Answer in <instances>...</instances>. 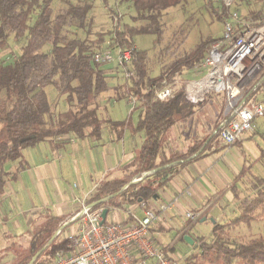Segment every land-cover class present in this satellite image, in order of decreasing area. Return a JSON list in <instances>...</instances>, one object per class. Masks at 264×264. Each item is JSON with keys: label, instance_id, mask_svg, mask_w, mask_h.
Segmentation results:
<instances>
[{"label": "trees", "instance_id": "16d2710c", "mask_svg": "<svg viewBox=\"0 0 264 264\" xmlns=\"http://www.w3.org/2000/svg\"><path fill=\"white\" fill-rule=\"evenodd\" d=\"M101 1L112 15L115 27L108 33H97L96 41L90 39L96 0H0V51L8 48L10 39L25 41L20 54L12 57L11 62L0 63V199L8 182L15 179L6 172V166L21 162L26 149L63 136L99 140L106 126L120 137L133 123V115L137 113L138 119L132 130L145 134L138 153L132 162L120 167V177L100 182L87 204L94 209L113 207L126 210L145 203L147 209H152V203L159 199V192L172 178L186 166L205 157L219 138L216 126L211 135L193 141L185 150H179L170 141V133L175 125L192 116L199 104H191L185 99L183 86L167 101H160L156 91L173 83L177 77L181 79L187 72L194 74L210 45L221 37H208L201 41L193 50L175 59L165 73L152 78L148 74V51L140 50L134 39L153 36V47L157 48L164 36L165 12L187 0H121L135 13L133 25L122 23L117 18L118 13L109 0ZM57 2L63 4L58 10L55 9ZM213 2L207 0L208 11L223 20L227 9L221 5L215 9ZM250 14L256 19L264 13ZM106 35L111 36V42L108 49L102 50ZM116 48L131 50L133 63L129 69L132 75L129 78L125 76L114 100L137 99L128 118L122 121L101 118L107 107L106 99H103L111 88L109 79L113 71L108 72L106 65L95 63L93 58L98 52ZM115 65L113 69L125 73L124 67ZM259 86L250 93L251 96L257 94ZM49 88L65 97L64 111H53V103L47 95ZM239 142L241 140L231 146ZM247 172L244 169L241 177L244 178ZM134 180L139 181L134 183ZM250 184L253 195L243 199L239 189L234 188L239 216L225 223L215 222L210 239L199 241L198 254L187 257L186 264H193L196 260L198 264L200 261L208 264H234L236 261L264 264V235L242 241L232 240L231 236L232 231L241 226L251 227L262 222L264 227V178L252 174ZM105 199L108 200L102 202ZM63 220L53 215L45 216L42 223L28 232L27 243L12 241L0 251V264H31L43 249L32 264H50L58 251L67 250L68 242L59 241L56 237L48 245ZM188 235L187 230L182 239L185 241ZM150 236L153 239L151 228ZM192 240L198 243V239ZM156 243L168 250L161 242Z\"/></svg>", "mask_w": 264, "mask_h": 264}, {"label": "crops", "instance_id": "0c3cea01", "mask_svg": "<svg viewBox=\"0 0 264 264\" xmlns=\"http://www.w3.org/2000/svg\"><path fill=\"white\" fill-rule=\"evenodd\" d=\"M261 96L259 98L264 99V93ZM195 111L192 116L175 125L170 133V141L179 150L187 149L193 141L214 132L225 115V100L220 115L211 107L213 116L199 133L194 120ZM104 115L110 116L107 107L104 108ZM258 120L254 131L246 134L234 146L226 145L218 138L205 157L182 169L159 192V199L152 203V209L158 217L151 225L153 239L163 243L154 234L170 233L174 229L180 241L187 230L191 239H198L200 236L192 232L197 224L211 222L213 228L215 222L225 223L233 220L231 216H239L234 188L239 189V181L244 180L241 177L244 169H247L248 174L263 160V144L247 152L241 151L256 136L260 135L264 140ZM134 124L136 122L133 120L120 137L106 126L99 140H81L73 135L48 140L26 149L21 162L8 164L5 170L15 179L8 182L0 199V251L12 241L23 240L27 243L28 232L42 223L47 215L61 217L63 222L70 225L75 224L69 219L81 210L82 201H88L104 179L120 177V167L134 160L145 137L144 133L133 132ZM215 196L217 198L214 199ZM217 200L218 204L215 203ZM164 204H171L167 212L159 210ZM135 213L143 216L140 208ZM188 214L194 218L190 219ZM125 218L124 212L109 211L106 221H124ZM167 223L171 228L165 226Z\"/></svg>", "mask_w": 264, "mask_h": 264}, {"label": "built area", "instance_id": "2783aa9c", "mask_svg": "<svg viewBox=\"0 0 264 264\" xmlns=\"http://www.w3.org/2000/svg\"><path fill=\"white\" fill-rule=\"evenodd\" d=\"M219 2L227 9L222 36L210 45L205 58L195 67L198 77L183 82V88L185 99L195 105L203 103L212 91L225 95L226 112L217 132L221 141L233 145L254 131L255 122L264 118V99L258 94L250 95L260 85L253 84L264 68V15L256 20L244 19L234 10L236 0ZM261 2L264 5V0ZM93 58L97 64L124 67L127 78L132 75L129 69L133 53L129 49L102 51ZM180 82L177 77L157 90L156 97L160 101L173 98ZM130 99L135 105L137 99ZM145 206L141 203L127 210L109 208L108 212H124L126 218L103 222L105 208L94 209L87 200L82 201L81 210L69 219L75 223L73 228H66L65 222L57 228L55 237L67 241L68 246L67 250L58 251L50 264H179L169 250H164L150 236L151 225L158 217L154 209ZM170 207L171 204H164L159 210L167 212ZM139 208L142 217L135 213ZM188 217L194 218L192 214Z\"/></svg>", "mask_w": 264, "mask_h": 264}, {"label": "rangeland", "instance_id": "374dc122", "mask_svg": "<svg viewBox=\"0 0 264 264\" xmlns=\"http://www.w3.org/2000/svg\"><path fill=\"white\" fill-rule=\"evenodd\" d=\"M78 1L80 0H73V2ZM213 1L214 8L216 9L220 5V2L219 0ZM109 3L111 7L118 13L119 20L122 23H127L131 25L134 24V22H132V17L135 13L131 6L127 4H122L121 0H109ZM206 4L207 0H187L186 3L168 9L163 17V40L162 43L155 49L153 47V36H137L134 39L136 46L140 50L148 51L149 76L153 78L162 75L166 72L167 68L172 64V62H174L175 59L190 52L201 41L207 39L208 37H221L223 32V20H220L217 17L213 16L210 11H208ZM61 7H63L62 3L57 2L55 4L56 10ZM234 10H236L244 19L256 20L264 15L263 14L261 17L259 16L256 19L251 17V12L262 11L264 13V5L259 0H238V2L236 1L235 3ZM93 20L94 23L92 25V33L90 35V39L92 40L97 41V33H108L109 31H113L115 27L112 15L107 12L101 0H96L95 2ZM110 37L111 36L106 35V41L101 48L102 50L108 49V45L111 42ZM24 44L25 41L15 42L14 40L10 39L8 42V48L0 51V63L11 62L12 57H15L16 55L20 54L22 46ZM115 66V64L105 66L108 72L113 71V75H110L109 84L111 88L107 92L108 94L105 95L104 99H106V101L104 103L108 107L110 115L109 117L116 121H122L128 118L130 113L129 111L134 105L131 103L130 98L127 101L122 100L120 102H116L114 100L117 93H119V86L124 82L126 78L125 73L121 72L118 69H113ZM197 77V74L187 72L185 75L181 76V79L184 82L187 80H195ZM262 79H264V68L259 74L256 82L253 84L256 86L258 83H260L257 92L258 95L260 94L259 97L262 93H264V80ZM183 82H180L178 85H176L177 89H180V87L183 86ZM47 93L49 100L53 103V111L55 113L64 111L66 109L65 97L59 96V94L55 91L54 88L47 89ZM206 100V102L199 104L200 106L198 105V107H195L194 109L196 110L194 120L196 121V130L198 133L200 132L201 128L206 127V121H209L210 118L213 116L211 107H214L218 115H220V113H222L224 110L225 95L223 93L212 91L210 92V94L206 95ZM102 111L103 110H101L100 113H102ZM101 118L105 119L107 118V116L102 113ZM137 119L138 114L135 113L133 115L134 122H137ZM258 124L260 125L259 131L264 133V119L258 120ZM262 144L264 146V140L259 135L256 136L252 141L247 142V144H245L241 148V151L243 150L244 152H247L254 147L261 146ZM251 173L264 178V159L262 160V162L257 163L255 165V169L253 171H250L246 176H244V180L239 181V195L241 199L253 195V190L251 189L250 184V180L252 178ZM215 198H217V196H215L214 199ZM215 203L218 204L219 201L217 200V202ZM236 206L239 208L238 201L236 202ZM138 217H142L141 213H138ZM231 218L234 219L235 217L231 216ZM73 226L74 224H71L70 228H73ZM165 226L171 228V225L168 223ZM211 228V222L201 223L194 226L192 232L198 234L200 237H198V243H194L193 245L185 243L186 241H184L182 238V241L178 240V238L176 237L175 229L170 233L157 232L154 234V237L157 240L162 241V244L167 246L168 250H171V247H173L171 255L175 257L179 264H186L187 262L185 260L187 257H189L190 255L193 256L195 255V253L198 254L200 242L204 240L208 241L210 239ZM261 234L264 235L263 223L256 222L251 227H239L238 229L232 231L231 236L232 240L234 239L237 241H242L248 240L251 237ZM193 264H198V260H196V262ZM200 264L208 263L200 261ZM234 264L243 263L240 261H236Z\"/></svg>", "mask_w": 264, "mask_h": 264}, {"label": "water", "instance_id": "95a60500", "mask_svg": "<svg viewBox=\"0 0 264 264\" xmlns=\"http://www.w3.org/2000/svg\"><path fill=\"white\" fill-rule=\"evenodd\" d=\"M217 133V132H216ZM210 140V139H209ZM140 180H142V179H140ZM139 180H134L133 182L135 183V182H138ZM108 199H105L104 201H102V202H106ZM102 202H99V204H101ZM107 214H108V209H104V211H103V222H105L106 221V217H107ZM213 222H214V220H213ZM55 240V236L51 239V241H50V243L48 244V245H50L53 241ZM185 241L187 242V243H189L190 245H193L194 244V241H192V239L189 237V236H186L185 237ZM45 249H43V250H41V251H39V253L36 255V257L33 259V261H32V263L36 260V258L38 257V256H40L42 253H43V251H44ZM31 263V264H32Z\"/></svg>", "mask_w": 264, "mask_h": 264}]
</instances>
